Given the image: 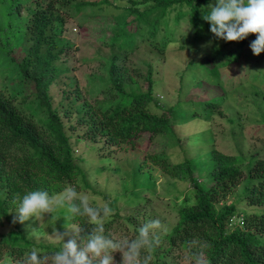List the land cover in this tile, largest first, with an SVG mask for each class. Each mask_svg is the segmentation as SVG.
<instances>
[{"label": "trees", "instance_id": "1", "mask_svg": "<svg viewBox=\"0 0 264 264\" xmlns=\"http://www.w3.org/2000/svg\"><path fill=\"white\" fill-rule=\"evenodd\" d=\"M140 2L146 6L145 10L136 9L139 0H130L124 21L90 14L83 25L88 36L111 51L107 80L92 90L97 100V106H92L83 98L70 78L71 70L62 61L71 44L62 42L61 35L67 22L66 13L73 10L80 13L94 3L0 0V68L7 70L6 83L0 86V225L10 219L11 209L19 204L17 194L22 198L27 191L36 189L51 193L78 175L85 178L77 164L74 137L80 141H103L104 147L119 149L124 144L134 145L142 135L151 142L161 133L173 132L176 122L172 118L177 107L164 110L161 115L150 109L156 101L153 68L148 71V88L144 91L123 62L140 45L165 51L175 36L167 20L172 10L176 11V26L186 18L190 22L192 42L205 40L212 34L211 25L202 17L208 5L216 1ZM213 39L218 46L213 48L210 63L214 65L209 71L219 76V69L232 65L234 59L238 63L246 59V47L256 36L249 35L230 51L221 49V39L215 36ZM65 77L70 82H63ZM61 83L65 85L63 98L56 105L52 90ZM100 95L105 98L98 100ZM194 116L201 117L198 113ZM152 157L178 180L191 182L193 189L180 207L179 220L172 232L160 237V244L151 251V264H196L197 258L204 264H264V211L246 212L225 202L247 178L242 202L264 207L263 156L253 158L243 168L247 162L243 156L213 148L211 180L207 185L199 183L190 161L173 165L168 157ZM130 217L127 221L134 229L133 239L140 226ZM236 217L242 221H235ZM111 218L105 220V230L111 227ZM73 219L85 233L90 232L86 218ZM105 234L109 236L107 231ZM32 248L33 242L24 233L11 231L1 236L0 261L8 255L22 264L25 253ZM36 249L41 255L52 253Z\"/></svg>", "mask_w": 264, "mask_h": 264}, {"label": "rangeland", "instance_id": "2", "mask_svg": "<svg viewBox=\"0 0 264 264\" xmlns=\"http://www.w3.org/2000/svg\"><path fill=\"white\" fill-rule=\"evenodd\" d=\"M88 1L94 5L80 13L75 10L66 13L67 22L61 40L71 46L62 61L71 70L70 78L77 84L83 98L92 106H97L92 90L107 80V60L111 51L88 36L83 25L90 14L124 21L131 3L130 0H108V3L104 0ZM145 7L139 0L136 9L142 12ZM175 15L176 11L172 10L167 17L170 31L173 30L175 36L165 51L140 45L123 62L144 91L148 88V71L153 68L156 101L150 105V109L152 113L161 115L164 110L177 107L172 118L176 122L173 132L161 133L151 142L142 135L134 145L124 144L119 149L104 147L103 141H80L74 137L72 141L79 158L77 164L85 178L78 175L62 188L49 193L54 195L67 186H73L78 192L87 194L93 206L109 203L114 210L111 215L113 221L105 231L115 240H131L134 236V229L127 221L130 216L134 224L140 227L151 220L160 219V237L168 235L179 220L183 201L193 189L191 182L178 180L156 164L152 156L168 157L173 165L190 161L202 185H207L211 180L213 165L210 153L213 148L226 154L243 156L247 160L243 168L253 158L264 157V53L259 56L253 54L250 44L255 39H252L246 47V59L242 58L241 63L234 59L232 65L220 68L219 76H214L209 71L214 65L210 63L213 48L218 46L213 39L214 34L194 43L191 41L193 28L188 19H183L176 26ZM238 45L239 42L222 39L219 42L225 51L234 50ZM5 70L0 68V86L7 80ZM62 80L70 82L66 77ZM64 88L65 85L61 83L52 90L56 105L63 98ZM97 98L103 100L105 96ZM196 113L201 117H195ZM206 116L210 119L207 120ZM247 186L248 180L244 178L225 202L242 207L246 212H263L264 207L242 202ZM17 207L11 209L10 219L0 225V239L2 235L19 230L33 242L35 248L43 252L59 250L62 242L56 240L53 233L67 231L65 225L68 222L64 218L68 215L66 209L58 210L54 220L46 215L39 221L21 224L13 223ZM116 215L120 217L113 218ZM71 223L78 224L74 219ZM28 225L35 229L31 238L28 236ZM70 238V235H66L65 242ZM113 257L115 264H122L121 252H114ZM0 264L20 263L14 257L4 255Z\"/></svg>", "mask_w": 264, "mask_h": 264}, {"label": "clouds", "instance_id": "3", "mask_svg": "<svg viewBox=\"0 0 264 264\" xmlns=\"http://www.w3.org/2000/svg\"><path fill=\"white\" fill-rule=\"evenodd\" d=\"M203 19L211 25L215 37L227 42H240L249 35H255L250 48L254 55L264 53V0H216L204 11ZM19 204L13 223L25 224L39 221L46 215L55 219L60 209L68 215L67 231H54L53 236L62 242L59 250L41 255L32 248L25 253L22 264H114V252L122 253V264H151V251L160 244L162 224L160 219L151 220L138 229L131 240H115L105 234V220L113 214L109 203L93 206L90 197L82 194L73 186L50 195L46 190L27 191L22 198L17 194ZM86 218L90 232L85 233L79 224L71 223L74 217ZM29 238L35 229L28 225ZM71 238L65 242V236ZM196 264H204L197 258Z\"/></svg>", "mask_w": 264, "mask_h": 264}, {"label": "built area", "instance_id": "4", "mask_svg": "<svg viewBox=\"0 0 264 264\" xmlns=\"http://www.w3.org/2000/svg\"><path fill=\"white\" fill-rule=\"evenodd\" d=\"M236 220H237L238 222H239V221H242V220H241L240 218H238V217L235 218V221H236ZM241 223L243 224V222H241ZM234 224H235V222H234Z\"/></svg>", "mask_w": 264, "mask_h": 264}]
</instances>
